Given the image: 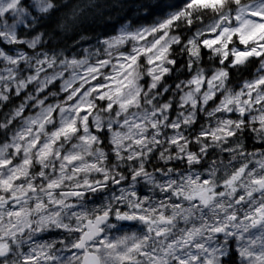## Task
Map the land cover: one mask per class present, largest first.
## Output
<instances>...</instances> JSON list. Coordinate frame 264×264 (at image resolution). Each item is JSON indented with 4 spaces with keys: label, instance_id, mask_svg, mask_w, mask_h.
<instances>
[{
    "label": "clouds",
    "instance_id": "1",
    "mask_svg": "<svg viewBox=\"0 0 264 264\" xmlns=\"http://www.w3.org/2000/svg\"><path fill=\"white\" fill-rule=\"evenodd\" d=\"M0 264H264V0H0Z\"/></svg>",
    "mask_w": 264,
    "mask_h": 264
}]
</instances>
